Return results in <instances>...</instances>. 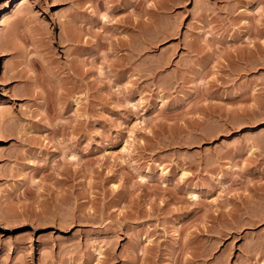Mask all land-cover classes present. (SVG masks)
Masks as SVG:
<instances>
[{"label":"rangeland","instance_id":"rangeland-1","mask_svg":"<svg viewBox=\"0 0 264 264\" xmlns=\"http://www.w3.org/2000/svg\"><path fill=\"white\" fill-rule=\"evenodd\" d=\"M0 21V264H264V0Z\"/></svg>","mask_w":264,"mask_h":264},{"label":"bare ground","instance_id":"bare-ground-1","mask_svg":"<svg viewBox=\"0 0 264 264\" xmlns=\"http://www.w3.org/2000/svg\"><path fill=\"white\" fill-rule=\"evenodd\" d=\"M3 17H4V16H3ZM3 17H2V19H5V20H6V18H3ZM1 21H2V20H1ZM1 21H0V23L4 22V21H2V22H1Z\"/></svg>","mask_w":264,"mask_h":264}]
</instances>
